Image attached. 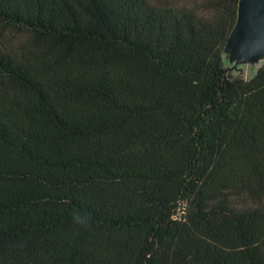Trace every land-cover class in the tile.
Instances as JSON below:
<instances>
[{
	"label": "trees",
	"instance_id": "obj_1",
	"mask_svg": "<svg viewBox=\"0 0 264 264\" xmlns=\"http://www.w3.org/2000/svg\"><path fill=\"white\" fill-rule=\"evenodd\" d=\"M239 0H0V264H264V63ZM87 216L76 223L74 214Z\"/></svg>",
	"mask_w": 264,
	"mask_h": 264
},
{
	"label": "water",
	"instance_id": "obj_2",
	"mask_svg": "<svg viewBox=\"0 0 264 264\" xmlns=\"http://www.w3.org/2000/svg\"><path fill=\"white\" fill-rule=\"evenodd\" d=\"M228 71L264 60V0H239L237 20L224 47Z\"/></svg>",
	"mask_w": 264,
	"mask_h": 264
},
{
	"label": "rangeland",
	"instance_id": "obj_3",
	"mask_svg": "<svg viewBox=\"0 0 264 264\" xmlns=\"http://www.w3.org/2000/svg\"><path fill=\"white\" fill-rule=\"evenodd\" d=\"M29 38H30V34L26 29L12 24L3 23L0 21V44L4 48L17 49L20 47L21 44L27 43ZM263 63L264 60L256 64H251V63L241 64L238 68H233L230 69L229 71L233 70L236 73V75L245 78H250L257 71L259 66L262 65ZM228 66H230L229 62H228Z\"/></svg>",
	"mask_w": 264,
	"mask_h": 264
},
{
	"label": "clouds",
	"instance_id": "obj_4",
	"mask_svg": "<svg viewBox=\"0 0 264 264\" xmlns=\"http://www.w3.org/2000/svg\"><path fill=\"white\" fill-rule=\"evenodd\" d=\"M73 219L76 223L79 224H86L88 222V217L87 216H81L80 214H74Z\"/></svg>",
	"mask_w": 264,
	"mask_h": 264
}]
</instances>
